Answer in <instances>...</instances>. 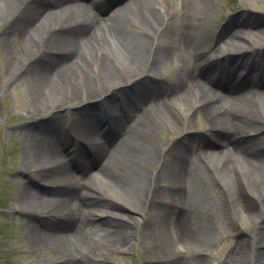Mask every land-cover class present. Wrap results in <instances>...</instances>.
<instances>
[{
	"label": "bare ground",
	"instance_id": "6f19581e",
	"mask_svg": "<svg viewBox=\"0 0 264 264\" xmlns=\"http://www.w3.org/2000/svg\"><path fill=\"white\" fill-rule=\"evenodd\" d=\"M211 1L0 0V46L15 55L13 71L26 75L33 112L46 106L47 116L26 133L35 141L23 171L38 177L34 188L23 187L19 213L31 244L56 250L55 264H106L104 249L131 251L139 238L152 250L174 244L165 253L174 263L184 241L203 246L213 235L210 177L243 225L258 223L255 264H264V17L250 22L264 0L248 6L247 21L231 16L219 29ZM165 70L169 85L158 77ZM101 98L106 118L90 102ZM54 104L74 110L69 138L51 114ZM177 110L187 129L208 123L206 140L191 134L197 144H159V134L180 122ZM123 205L146 219L127 217Z\"/></svg>",
	"mask_w": 264,
	"mask_h": 264
},
{
	"label": "rangeland",
	"instance_id": "374dc122",
	"mask_svg": "<svg viewBox=\"0 0 264 264\" xmlns=\"http://www.w3.org/2000/svg\"><path fill=\"white\" fill-rule=\"evenodd\" d=\"M252 2L253 0H245V3L242 0H212L209 2V6H211L209 14L216 19L215 26L219 29L231 16L237 14L236 20H239L241 18L240 14L244 10H249ZM239 11L242 12L239 13ZM247 20L248 16L246 18ZM4 22L2 20L0 21V35L2 34L1 24ZM17 25L16 23L12 29L15 30ZM11 33L12 36L16 35V31H11ZM215 42L216 40L213 39L214 44ZM16 51V57L25 61L26 56L22 52ZM14 56H9L8 52L0 46V264H55L59 257L56 250L51 247L39 249L31 244L27 236L26 224L28 219L25 215L19 213V210L22 209V202L19 201V198L23 187L27 185L34 188L32 186L33 179L38 177V173L35 171H23V162L29 154L27 146L29 144L34 146L35 141L32 136L28 139L26 133H28L29 126H32L38 120L45 119L47 116L45 115V105V107L33 112L35 101L32 93L29 91L24 69L21 70L24 73L21 74L24 76L19 77L16 71H13L14 66L12 64L15 63V59H12L9 65L8 59ZM16 67L18 68L19 66L16 65ZM158 77L161 80L168 81L170 79L169 71L165 70ZM250 80L248 83H251ZM49 96L48 94L47 97ZM115 96L118 97V94H115ZM115 99L113 100L116 102ZM90 102H93L92 105L98 104L97 106H100L102 104V98L94 99ZM65 106L54 104L51 107L52 109H50L51 114L57 120L58 128L64 129L67 124H72V121L69 120V113L73 114L74 110L69 111ZM79 112L82 113L83 110L77 111L75 114L80 115L78 114ZM138 112H140V109ZM138 112L134 115L140 114ZM177 113L180 115V122L176 123L171 129L160 133L157 138L161 146L165 145L168 139H174L176 141L178 140L181 147L185 148V146L194 140V138H191V134L199 135V137L206 140L204 136L208 128L206 121L202 119L197 120L187 129L185 127L187 117L181 115L178 110ZM69 130L70 132L67 138L73 135L72 130L70 128ZM194 143L197 144L196 139ZM112 146L114 145L112 144ZM109 150H111L110 147ZM182 151L180 149L174 154L172 162L175 163V160L177 161L176 157ZM87 159L88 153L85 155V160L87 161ZM205 165L207 164L205 163ZM205 169L210 172L207 168ZM169 171V168L166 169L164 173L165 177ZM209 180L210 182L207 183V188L210 192L205 199V204L211 207L210 214L213 235L210 234L211 236L204 243L205 246H199L195 241L194 243L188 242L190 244H186L184 241L182 246H179L181 256L177 259L178 262L175 261L176 263H173L172 261L174 259L169 256V252L177 250L174 244L170 245L172 247L168 252L148 249V245L140 240L138 234L139 239L131 251L116 249L115 247L107 251L104 249L106 264H255L256 254L259 252L255 237L259 227L258 223L248 220L243 225L236 215L223 184L219 183L217 177H210ZM114 202L119 206L121 204L117 201ZM123 206L126 207L125 205ZM222 207L228 208V211L225 212V217L222 216ZM124 210H126L127 217L142 218L144 220L147 217L142 211L135 212L127 207ZM112 220L110 219L111 222H114ZM114 223L123 227H120V229L127 231L124 228L126 222L117 221ZM127 237L130 238V235ZM189 240L191 241V239ZM238 244L242 245V249L237 253H232ZM73 252L76 254L79 253L77 249H74ZM165 253L169 254L167 255Z\"/></svg>",
	"mask_w": 264,
	"mask_h": 264
}]
</instances>
